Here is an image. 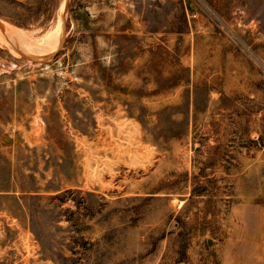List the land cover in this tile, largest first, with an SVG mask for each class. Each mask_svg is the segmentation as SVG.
Here are the masks:
<instances>
[{
	"label": "rangeland",
	"instance_id": "obj_1",
	"mask_svg": "<svg viewBox=\"0 0 264 264\" xmlns=\"http://www.w3.org/2000/svg\"><path fill=\"white\" fill-rule=\"evenodd\" d=\"M0 264H264V0H0Z\"/></svg>",
	"mask_w": 264,
	"mask_h": 264
},
{
	"label": "water",
	"instance_id": "obj_2",
	"mask_svg": "<svg viewBox=\"0 0 264 264\" xmlns=\"http://www.w3.org/2000/svg\"><path fill=\"white\" fill-rule=\"evenodd\" d=\"M3 141L7 143V142H10V139L8 137H4Z\"/></svg>",
	"mask_w": 264,
	"mask_h": 264
},
{
	"label": "trees",
	"instance_id": "obj_3",
	"mask_svg": "<svg viewBox=\"0 0 264 264\" xmlns=\"http://www.w3.org/2000/svg\"><path fill=\"white\" fill-rule=\"evenodd\" d=\"M179 135H180L179 133L172 134L173 137H178ZM28 192H31V191H28Z\"/></svg>",
	"mask_w": 264,
	"mask_h": 264
},
{
	"label": "bare ground",
	"instance_id": "obj_4",
	"mask_svg": "<svg viewBox=\"0 0 264 264\" xmlns=\"http://www.w3.org/2000/svg\"><path fill=\"white\" fill-rule=\"evenodd\" d=\"M6 30H7V29H6ZM58 38H60V37H58ZM58 41H59V40H58ZM48 42H49V41H48ZM46 45H47V42H46ZM46 45H45V46H46ZM45 46H43V47L45 48ZM46 47H47V46H46ZM44 48H43V49H44ZM47 49H48V48H47ZM47 49H46V50H47ZM46 50H43V52H44V51L46 52Z\"/></svg>",
	"mask_w": 264,
	"mask_h": 264
}]
</instances>
